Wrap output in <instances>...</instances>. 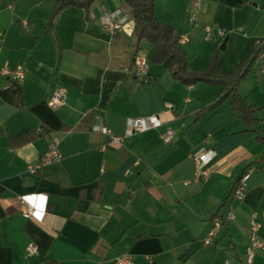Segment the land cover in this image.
I'll use <instances>...</instances> for the list:
<instances>
[{
	"label": "crops",
	"instance_id": "0c3cea01",
	"mask_svg": "<svg viewBox=\"0 0 264 264\" xmlns=\"http://www.w3.org/2000/svg\"><path fill=\"white\" fill-rule=\"evenodd\" d=\"M154 1L156 19L188 36L180 47L193 68H207L218 51L222 73L234 74L261 38L264 52V0ZM58 2L0 0V264H116L123 253L133 264H246L251 220L264 240V76L257 64L237 86L255 122L234 109L233 95L212 108L226 86L185 85L154 63V48L135 33L106 31V11L135 25L125 0L67 6L49 27ZM192 11L195 26L187 22ZM138 56L149 61L146 78L136 74ZM18 66L23 82L3 75ZM59 87L67 99L52 110L48 100ZM152 115L162 127L128 133L130 119ZM168 129L176 134L171 145L162 140ZM22 136L30 140L21 143ZM51 145L61 161L29 172ZM209 150L216 153L210 175L196 183L194 157ZM248 172L246 199L233 202V186ZM21 200L34 208L30 219ZM232 204L234 220L226 221ZM216 220L222 228L206 245ZM31 243L39 253L28 257ZM253 264H264V249Z\"/></svg>",
	"mask_w": 264,
	"mask_h": 264
},
{
	"label": "built area",
	"instance_id": "2783aa9c",
	"mask_svg": "<svg viewBox=\"0 0 264 264\" xmlns=\"http://www.w3.org/2000/svg\"><path fill=\"white\" fill-rule=\"evenodd\" d=\"M198 7V3L196 2L194 5V9ZM118 11L115 12H109L106 11L103 14V28L110 32L115 33L118 30H124L129 35H132L135 30V25L132 22H129L126 18H118ZM187 22L190 26H195L197 24L196 16L194 12H190L187 18ZM25 26L27 27V23H25ZM205 34H206V40H211L212 38V28L210 26L205 27ZM217 34L219 36H224L225 33L222 30H218ZM1 35V34H0ZM189 38L186 34L181 35L179 37V43L185 44L188 42ZM262 43L263 39H259L256 43V49L254 54L252 55V58L254 59V62L258 66V71L260 75L264 76V52L262 51ZM134 67L136 74L138 76H141L143 78H146L148 76L149 71V61L146 57L138 56L134 60ZM3 75L8 76L9 78L23 82L26 78V72L22 66H18L14 69H11L9 67H5L2 70ZM148 81H150L147 78ZM67 99V89L64 87L57 88L52 95L50 96L48 100V106L52 110H56L59 107H61L63 104H65ZM165 108L169 111H173L175 108V105L171 102L165 103ZM163 126V120L158 115H152L148 117H139L135 119H130L128 121V133L133 134L135 132H145L151 129H158ZM96 131H100L102 133L108 134L109 131L105 127L96 126ZM114 141L120 142V138L113 137ZM176 138V134L172 129L166 130L165 133L162 135V140L166 145H171ZM216 153L214 150H209L205 153H201L194 157L195 165H196V175L194 178V181L196 183L203 181L207 179L210 175V168L209 164L215 157ZM62 159V154L58 150V148L55 145H51L48 149V151L37 161L35 164L31 165L29 167V172L36 173L38 170H40L42 167L51 165L54 163L60 162ZM250 172L244 174L233 186L232 192L230 194L231 200L233 202H244L247 195V182L250 178ZM22 206H23V216L27 219H30L33 215L34 208L29 205L27 202L21 200ZM226 221H232L234 220V206L233 204L230 207V211L225 217ZM223 220H216L214 223L213 230L208 234V236L204 239V243L206 245L212 244L219 234V230L222 228ZM259 229L260 224L257 223L255 220H251L248 229H247V237L249 238V244L246 248V256H245V262L246 264H253V260L255 257V253L259 249H264V240L259 236ZM27 256L33 257L39 253V247L36 243H31L27 249ZM116 264H133L131 256L128 253H123L117 260ZM229 264V263H225Z\"/></svg>",
	"mask_w": 264,
	"mask_h": 264
},
{
	"label": "trees",
	"instance_id": "16d2710c",
	"mask_svg": "<svg viewBox=\"0 0 264 264\" xmlns=\"http://www.w3.org/2000/svg\"><path fill=\"white\" fill-rule=\"evenodd\" d=\"M96 0H59L51 11L49 27H52L55 18L70 5L82 7L89 10ZM131 9L132 19L135 22V36L139 42L146 41L155 50L154 63L162 65L170 70L174 77L181 83L192 86L203 82L207 84H222L227 87L224 96L212 106H217L228 95H233V106L236 111L241 112V116L251 121H257L256 110L253 106L245 104L237 93V86L246 72L250 70L254 59L244 61L237 67L234 74L222 73L219 64V52L216 51L207 68L199 70L189 64L185 52L181 49L179 35L173 27L164 22H160L155 17L154 0H125ZM30 140L29 136L19 138L21 143ZM264 142V139H263Z\"/></svg>",
	"mask_w": 264,
	"mask_h": 264
},
{
	"label": "water",
	"instance_id": "95a60500",
	"mask_svg": "<svg viewBox=\"0 0 264 264\" xmlns=\"http://www.w3.org/2000/svg\"><path fill=\"white\" fill-rule=\"evenodd\" d=\"M226 42H227V40L224 41V43H223V48H222V49L225 48V44H226Z\"/></svg>",
	"mask_w": 264,
	"mask_h": 264
}]
</instances>
